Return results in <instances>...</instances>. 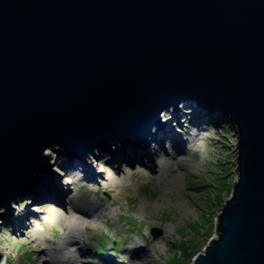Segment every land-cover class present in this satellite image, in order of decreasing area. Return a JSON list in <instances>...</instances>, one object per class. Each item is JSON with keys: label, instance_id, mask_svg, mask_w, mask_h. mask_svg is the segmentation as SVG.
Returning a JSON list of instances; mask_svg holds the SVG:
<instances>
[{"label": "water", "instance_id": "1", "mask_svg": "<svg viewBox=\"0 0 264 264\" xmlns=\"http://www.w3.org/2000/svg\"><path fill=\"white\" fill-rule=\"evenodd\" d=\"M184 101L236 137L191 264H264V0H0V208L47 190L46 148L144 146Z\"/></svg>", "mask_w": 264, "mask_h": 264}, {"label": "rangeland", "instance_id": "2", "mask_svg": "<svg viewBox=\"0 0 264 264\" xmlns=\"http://www.w3.org/2000/svg\"><path fill=\"white\" fill-rule=\"evenodd\" d=\"M192 103L180 102L175 119L167 112L164 117L160 116L162 121H166L163 126L173 131L182 142L177 148L172 140L165 137L156 140L154 135L148 144L138 146L150 149L151 153L150 157L145 154L140 160L129 157L118 161L106 159L108 155L102 152L115 149L113 145L105 149L94 148L96 160L103 163L104 179L86 180L90 182L81 184L77 177H73V182L65 183L62 181L64 177L59 175L62 168L51 162L54 168L48 171L42 182L47 190L24 193L10 203L11 211L0 208V263L4 255L7 264H47L50 258L59 257L62 253L58 254V243L62 240L59 238L63 234H75L71 249L77 247L81 253L89 254L91 264H104L112 259L115 249L123 246L124 241L129 243L138 238L142 243L158 238L161 243L160 256L149 264H191L192 258L202 252L213 235L215 217L230 196L233 179L237 180V173L233 172L236 168L234 132L223 118L218 124H212L213 117H203ZM185 109L189 113L184 117ZM192 133H195V138H188L187 143L185 138ZM138 147L127 146L119 150L132 151ZM91 155L88 153L89 158L84 157L86 162L79 158L76 160L89 167V160L94 157ZM149 158L155 163L152 171L145 163ZM98 168L96 165L92 170ZM176 171L179 174H175ZM47 178L56 179L53 184L57 189L68 187L62 211L64 207L69 210L74 205L87 213L91 206L97 205L101 217L93 222L87 219L74 232L68 229L67 219L52 223L57 206L49 197ZM43 193L49 196H42ZM35 198L39 199L37 203ZM24 204L32 207L28 218L25 213L15 211L18 207L25 210ZM75 216L85 219L78 213ZM26 222L31 227L30 238L44 240L40 247H49L50 256L35 259V252L40 247L32 245L30 238L25 237L22 226ZM152 229H155L154 233H151ZM139 232L141 236L137 235ZM98 259L103 261L97 262ZM113 262L118 264L115 260L111 264Z\"/></svg>", "mask_w": 264, "mask_h": 264}, {"label": "bare ground", "instance_id": "3", "mask_svg": "<svg viewBox=\"0 0 264 264\" xmlns=\"http://www.w3.org/2000/svg\"><path fill=\"white\" fill-rule=\"evenodd\" d=\"M189 109V108H188ZM188 109L183 110V116L185 117L189 111ZM170 113L172 118L175 119L178 112L177 111H173V110H168V111H162L160 113L161 117L165 116V113ZM203 117H207V115L203 116ZM223 117L221 116H217V117H213L211 118V122L212 124H218V122H220L222 120ZM182 120V119H180ZM194 120V119H193ZM192 120V121H193ZM178 126V125H177ZM166 126H162L159 127V129L157 130V132L155 131L154 137L156 140H160L162 138H167L173 141V143H175V148L181 146L182 142L180 141V139H177L174 135V132L169 131V128H164ZM164 130H161V129ZM195 138V133L192 134H188L187 137L185 138L188 143V138ZM186 146V145H185ZM184 146V147H185ZM141 148V149H140ZM45 155L47 156V158L49 159L50 162H54V164H57L59 167L62 168V170L59 172V175L63 176V182L65 183H69V181H72L73 177H77V179H79L81 181V184H86L89 183L90 181H86V180H96L97 178H101L104 179L102 173H104V167H103V163L102 161L100 162L99 160H96V153H94L93 155H91V160H89V167H86V165H84V163L79 162L76 160V158H72V157H68L65 156L64 154H61L59 152V150L57 151L55 147H50V148H46L44 150ZM102 153L108 155V157L106 156V159L109 158L110 160H125V158L129 157L135 160H140V157H145V154L151 155L150 153V149H146L144 147H138L137 148H133L132 151L128 150V151H122V150H117L115 149H107L105 151H103ZM168 158H172V157H168ZM105 159V158H104ZM127 160V159H126ZM91 161V162H90ZM164 162H166V160H164ZM146 163L147 169H149L150 171H152V167L154 166V161H152L150 158L148 159ZM99 165V168L97 170H92V168H94L95 166ZM176 166V165H175ZM179 167L177 166V171H179ZM175 172V174H179V172ZM71 178V179H68ZM53 180L56 179H46V183L48 186V191L51 192L49 195L47 193H43L41 194L42 196H49L51 198H53V200H55L56 202V206L57 209L55 211H53V221L52 223H59L60 219H67V225H68V229L71 228V230L74 232L75 229H78L79 225H84L86 223V220L89 219L91 222L99 219L101 217V212L99 211V206L94 205L91 206L90 212L84 213L82 210H80L79 208H77L76 206H72L70 203V209L69 210H61V206L65 204L64 201V193L66 194V192L68 191V187L67 186H61L58 189L55 188L54 184H53ZM85 180V181H83ZM56 182V181H55ZM51 188V190H50ZM53 188V189H52ZM39 195V194H38ZM34 197H36V195H34ZM41 197V196H40ZM44 198V197H42ZM38 198H35V202H38ZM27 203L29 204L30 201ZM68 204V203H67ZM25 206V210H23L22 208H17L15 211L18 212H23L26 214V217L28 218V216L31 214L32 211V207L29 205L24 204ZM21 207V206H20ZM22 213V214H23ZM78 213L81 216H84L85 219H80L77 218L75 216V214ZM6 214V213H5ZM4 216V214H3ZM23 232H25V237H29L30 238V233L31 232V227L29 225H27V222L25 223V225L23 224L22 226ZM139 236H141L140 232L137 234ZM75 237V234L69 236L68 234H63V237H60L59 239L62 238L61 242L58 243L59 247H57L58 249V254L60 252L61 255L58 256H53L52 258H50L49 262L47 264H79V262H81V264H91L92 263V257L87 254V253H81L79 248H72L70 247V245L73 243V238ZM140 238H138L137 240H130L129 243H127L126 241H124L123 246H119L115 249V252L112 254V259L105 262L104 264H111V261L115 260L118 262V264H149L150 261H155L157 259V257H159V253L160 250H162L161 247V243L160 241L157 239H153V241L151 242H144L143 243L141 241H139ZM30 242L32 245L35 246H39L40 244H44V240L39 238H35V237H31L30 238ZM127 244V245H125ZM3 254V253H2ZM2 261L0 264H7V260L5 259L6 256L2 255ZM45 256H50L49 254V247L46 246H42L40 247L36 252H35V259L39 260L44 258ZM85 259V260H84ZM103 260L98 259L97 262H102ZM113 264H116L115 262H113Z\"/></svg>", "mask_w": 264, "mask_h": 264}, {"label": "trees", "instance_id": "4", "mask_svg": "<svg viewBox=\"0 0 264 264\" xmlns=\"http://www.w3.org/2000/svg\"><path fill=\"white\" fill-rule=\"evenodd\" d=\"M228 127H230L229 125H228ZM231 128V127H230ZM192 255V254H191Z\"/></svg>", "mask_w": 264, "mask_h": 264}]
</instances>
